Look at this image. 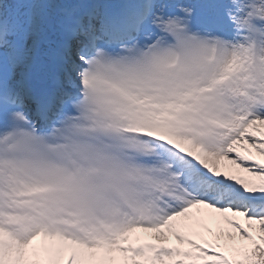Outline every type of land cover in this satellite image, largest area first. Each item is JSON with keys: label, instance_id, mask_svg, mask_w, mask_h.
I'll return each instance as SVG.
<instances>
[{"label": "snow or ice", "instance_id": "obj_1", "mask_svg": "<svg viewBox=\"0 0 264 264\" xmlns=\"http://www.w3.org/2000/svg\"><path fill=\"white\" fill-rule=\"evenodd\" d=\"M0 264H264V0H0Z\"/></svg>", "mask_w": 264, "mask_h": 264}]
</instances>
